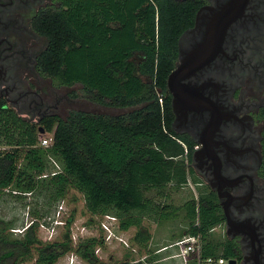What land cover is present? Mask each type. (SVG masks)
I'll return each mask as SVG.
<instances>
[{
    "label": "trees",
    "instance_id": "16d2710c",
    "mask_svg": "<svg viewBox=\"0 0 264 264\" xmlns=\"http://www.w3.org/2000/svg\"><path fill=\"white\" fill-rule=\"evenodd\" d=\"M196 10L190 1L66 0L60 8L41 12L35 28L48 44L38 57L40 74L57 87L80 83L92 102L125 111L74 110L66 118L47 114L35 121L2 100L0 143L8 147L0 149V197L9 187L33 192L47 174L42 178L57 196L66 201L69 190L76 189L90 215L112 207L126 214L117 221L120 233L134 232L124 258L109 263L95 253L109 243L100 219L97 235L79 242L71 232L74 210L52 239L40 229L39 216L20 233L0 219V264H57L67 253L89 264L152 262L147 257L152 233L144 218L132 212L153 209L146 196L151 188L179 189L188 179L200 180L191 166L195 141L173 128L167 84L178 58L179 37L194 24ZM40 127L54 132L50 147L38 145ZM50 154L61 160V172H43L44 156L49 162ZM261 171L264 174V141ZM156 208L163 220L173 206ZM177 208L178 216L184 213L185 234L201 236L202 258L234 260L239 255L234 240L214 236L212 229L225 220L215 193L203 189Z\"/></svg>",
    "mask_w": 264,
    "mask_h": 264
},
{
    "label": "flooded vegetation",
    "instance_id": "af4514ba",
    "mask_svg": "<svg viewBox=\"0 0 264 264\" xmlns=\"http://www.w3.org/2000/svg\"><path fill=\"white\" fill-rule=\"evenodd\" d=\"M176 1H190L197 10L179 37L175 67L206 39L221 44L215 58L181 81L190 91H181L178 114L169 89L173 128L195 141L194 174L223 210L225 220L213 232L223 228L221 237L238 244L235 264H264V0ZM65 2L0 0V97L23 117L50 114L47 78L37 68L48 40L35 24L42 11ZM226 9H236V18L214 27L216 14Z\"/></svg>",
    "mask_w": 264,
    "mask_h": 264
},
{
    "label": "rangeland",
    "instance_id": "374dc122",
    "mask_svg": "<svg viewBox=\"0 0 264 264\" xmlns=\"http://www.w3.org/2000/svg\"><path fill=\"white\" fill-rule=\"evenodd\" d=\"M43 86L45 94H47L51 98L49 100V98L46 96L48 99V101H46V106L50 105L47 110L48 113H56L63 118L69 116L70 112L74 110H84L88 112L105 114H118L125 111V109L110 108L92 102L84 93L82 84L80 83H76L70 87H57L50 79L47 78L43 83ZM23 115L25 116V118H32L35 121L38 120L40 116L38 114L33 116L28 112L26 113V115ZM40 134L41 133L38 132V136ZM50 156L53 157V159L62 167V162L57 156L53 154H50ZM47 160V157L45 158L44 156L45 167L43 172L52 171L54 169V164L51 163L50 160L49 162ZM42 177L43 176H41V178L39 177V180L41 181L38 187L29 196H25L24 198L15 197L10 192H4V194L1 195L0 219L7 221L11 227L16 229L24 227L28 223V221L33 220L34 218H36V216H39V219H43L44 217L52 215V212L54 211L58 203V199H60L61 197L57 196L56 191L52 189L53 187L51 186L49 181H45V178ZM202 190L203 186L200 184V180L199 182L195 183L192 179H188V182L185 185L180 186L179 189L173 188L170 185H166L163 188H151L146 192V196L151 198L153 201V205L151 207L153 209L142 212L133 211L132 214H138L142 216L146 225H148L152 233L150 246L152 252L149 254L150 256H147L153 259L150 264H159L160 262H158L157 260L160 259L161 256L169 254V252L166 251L162 253H153L155 250L165 244H167L166 246L173 244L177 240L175 238L179 237V234H182L186 229V224L182 218L184 213L183 211H181L180 215L178 216L177 214L179 209L177 207L183 205L185 201L191 198H197L198 194ZM61 199H63V197ZM66 201L67 209L65 217H68L71 211H75V221L73 222L71 228L74 242L82 241L90 235H97L98 221L99 219H101L100 215H103L104 219L106 218L107 214L116 217L117 220L112 225L113 232L118 235L123 233H120L117 221L126 216L125 213H118V211H116V209L112 207H105L101 208L93 215H90L86 211L84 196L78 190L73 188L69 190V195L66 197ZM167 203L172 204L173 208L167 209L165 211V219L160 220V214L158 208L156 207L162 206ZM27 206L29 207L28 209ZM62 230V226L59 227L58 233H60ZM131 232L132 231H130L129 233H124L125 237L129 239ZM223 234V228H217L214 231L215 237H221L223 236ZM132 251L133 253H136L135 249ZM127 252L128 250L126 249V247L118 243L117 240H113V242L108 243L107 248L104 250L98 247L95 250V253L100 258H103L104 261H107L109 263L123 259ZM57 264L89 263L78 256L76 253H67L59 260ZM166 264H169V261L166 262Z\"/></svg>",
    "mask_w": 264,
    "mask_h": 264
},
{
    "label": "built area",
    "instance_id": "2783aa9c",
    "mask_svg": "<svg viewBox=\"0 0 264 264\" xmlns=\"http://www.w3.org/2000/svg\"><path fill=\"white\" fill-rule=\"evenodd\" d=\"M2 99L0 97V110L2 108ZM54 142V132H44L38 136V145L44 148L50 147ZM8 146L0 143V149L7 148ZM51 162L54 164V169L51 174H56L62 171V167L50 157ZM47 174L43 175L46 176ZM4 192L13 193V195H25L29 196L32 192H23L17 189L6 188ZM29 202V200H28ZM29 207L27 206V209ZM66 201L61 199L58 201L52 215L44 217L43 219H37L39 222L40 229L44 233L47 239H52L58 234L59 227L65 223V214H66ZM36 220L28 221V223L22 228H13L16 232H23L31 223ZM116 217L112 215H106V218L100 219V225L106 233V240L111 243L113 240H117L118 243L125 247H130L129 239L125 237L124 234H115L113 232V223L116 221ZM22 229V230H21ZM75 238V237H74ZM76 239V238H75ZM168 247H174L176 252L173 254V257L178 258L182 264H228V259L224 257H207L202 258V242L200 235L194 234H185L180 239H177L173 244H170ZM168 247H165L168 248Z\"/></svg>",
    "mask_w": 264,
    "mask_h": 264
},
{
    "label": "water",
    "instance_id": "95a60500",
    "mask_svg": "<svg viewBox=\"0 0 264 264\" xmlns=\"http://www.w3.org/2000/svg\"><path fill=\"white\" fill-rule=\"evenodd\" d=\"M232 8V7H230ZM237 16L236 9H226L223 10L221 13H217L216 17L213 20V26L219 28V26H227L229 22H231L233 19H235ZM221 31V34L224 33V28ZM219 32V31H218ZM210 41L206 39L203 43H200L196 48H194L190 53H188L183 59L180 64H178L169 74L167 84L168 89H170L173 92L174 100V111L178 114L177 107L180 105V101L182 97L181 91H190V87H185L183 84H181V81L185 79L190 74L194 73L197 69H200L205 64L210 62L215 56L218 54V45L221 44L220 41L216 40ZM188 99L190 97L188 96ZM40 133H44L45 129L43 127L39 128ZM199 152H195L194 156H197ZM225 210L226 207L224 206ZM227 215V224H232V220L230 219L229 215ZM230 229L228 228V231ZM236 260H230L229 264H235Z\"/></svg>",
    "mask_w": 264,
    "mask_h": 264
},
{
    "label": "crops",
    "instance_id": "0c3cea01",
    "mask_svg": "<svg viewBox=\"0 0 264 264\" xmlns=\"http://www.w3.org/2000/svg\"><path fill=\"white\" fill-rule=\"evenodd\" d=\"M132 232H134V229ZM184 235H185V231L182 234L180 233L179 237H176L175 239H179V238L183 237ZM166 245L167 244L163 245L162 247L158 248L157 250H155L153 252V253H162L165 251L169 252V254L161 256V258L157 260L158 262H160L159 264H166V262H168V261H169V264H182L178 258L173 257V254L176 252V249L174 247H168ZM150 246H151V241L149 244V249H151ZM165 247H168V248L165 249Z\"/></svg>",
    "mask_w": 264,
    "mask_h": 264
}]
</instances>
